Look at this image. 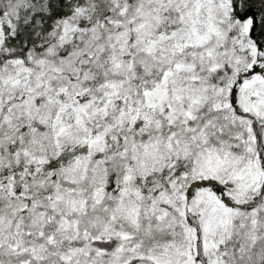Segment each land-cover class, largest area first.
<instances>
[{
	"label": "snow or ice",
	"instance_id": "6c2138e0",
	"mask_svg": "<svg viewBox=\"0 0 264 264\" xmlns=\"http://www.w3.org/2000/svg\"><path fill=\"white\" fill-rule=\"evenodd\" d=\"M0 264H264V0H0Z\"/></svg>",
	"mask_w": 264,
	"mask_h": 264
}]
</instances>
